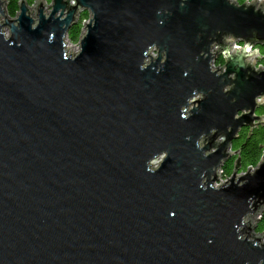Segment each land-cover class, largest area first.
I'll return each mask as SVG.
<instances>
[{
	"label": "water",
	"instance_id": "water-1",
	"mask_svg": "<svg viewBox=\"0 0 264 264\" xmlns=\"http://www.w3.org/2000/svg\"><path fill=\"white\" fill-rule=\"evenodd\" d=\"M35 5L0 0V264H264V158L216 184L264 125V2Z\"/></svg>",
	"mask_w": 264,
	"mask_h": 264
},
{
	"label": "trees",
	"instance_id": "trees-1",
	"mask_svg": "<svg viewBox=\"0 0 264 264\" xmlns=\"http://www.w3.org/2000/svg\"><path fill=\"white\" fill-rule=\"evenodd\" d=\"M22 0H5L6 12L12 19L16 18L20 11V3ZM29 6L36 3V0H25ZM51 3L52 0H45ZM238 5L251 2L253 0H235ZM90 19V14L85 11L80 14L79 22L69 31L67 37L70 42L77 44L81 38L83 32V22ZM264 55V47L257 48ZM264 65V60L261 61ZM225 61L223 58H219L216 61V66H223ZM258 115L264 116V106L258 112ZM232 149L237 152L232 158L226 161L221 169L223 177L225 179L230 178L236 170L237 162L240 159L241 173L254 169L258 166L260 160L264 155V125L256 127L253 131L245 128L243 129L238 138L233 142ZM257 234L264 235V212L257 220Z\"/></svg>",
	"mask_w": 264,
	"mask_h": 264
},
{
	"label": "rangeland",
	"instance_id": "rangeland-1",
	"mask_svg": "<svg viewBox=\"0 0 264 264\" xmlns=\"http://www.w3.org/2000/svg\"><path fill=\"white\" fill-rule=\"evenodd\" d=\"M41 1H43V5H44V8H45V12L46 13H49L50 12V8H49V6L51 5V3H48L47 1H45V0H41ZM262 2H264V1H262ZM36 4V3H35ZM32 5V6H30V14H31V16L33 17V18H35V14H36V5ZM79 19H80V15L78 16V21L77 22H79ZM88 23V21L87 22H83V28H84V26L86 25ZM5 33H6V35L7 36H9V29L8 28H6L5 29V31H4ZM69 40V39H68ZM69 44V48H70V51L72 52V53H74V52H77V49L76 48H78V46H76V45H74V44H72V42L70 43H68ZM257 53H258V57H255V58H253L251 61H252V63H253V65H255V66H259V65H261V59H262V57H264V55L258 50L257 51ZM254 57V56H253ZM258 58V59H257ZM263 103H262V105L264 106V99H262L261 100ZM160 161H157L156 163H159ZM154 166H157L156 164L154 165ZM225 181V178L223 177V174H222V172L221 171H219V173H218V180H217V185L218 184H221L222 182H224Z\"/></svg>",
	"mask_w": 264,
	"mask_h": 264
},
{
	"label": "built area",
	"instance_id": "built-area-1",
	"mask_svg": "<svg viewBox=\"0 0 264 264\" xmlns=\"http://www.w3.org/2000/svg\"><path fill=\"white\" fill-rule=\"evenodd\" d=\"M232 1H235V0H232ZM262 1H264V0H261V2ZM236 2V1H235ZM89 22V20H86V21H84V22ZM85 33V26H84V28H83V32H82V35ZM82 35H81V37H82ZM81 39V38H80ZM70 41L68 40V37L66 38V46H67V48H68V50L70 51V48H69V43ZM79 42H80V40H79ZM79 42L77 43V44H74V45H76V46H78V48H76L77 49V52H74V54H77L79 51H80V44H79ZM71 43V42H70ZM73 44V43H72ZM234 50L235 49H238V48H241V46L240 45H237V44H235L234 45ZM257 51H258V49L256 48L253 52H256V54L254 55V57H252L251 59H250V62H252L251 60L253 59V58H255V57H258V53H257ZM258 59V58H257ZM224 66V65H223ZM223 66H216V62L213 64V67H214V69H222L223 68ZM260 67H264V65H259V66H256V68L258 69V68H260ZM228 179H225V181L224 182H226ZM224 182H222V183H224Z\"/></svg>",
	"mask_w": 264,
	"mask_h": 264
},
{
	"label": "bare ground",
	"instance_id": "bare-ground-1",
	"mask_svg": "<svg viewBox=\"0 0 264 264\" xmlns=\"http://www.w3.org/2000/svg\"><path fill=\"white\" fill-rule=\"evenodd\" d=\"M251 64H253L252 62H250ZM264 158V155H263V157H262V159ZM262 159L260 160V162L262 161ZM259 162V163H260ZM157 164V163H156ZM259 165V164H258ZM257 168V167H256ZM256 168H254V169H256ZM254 169H252V170H254Z\"/></svg>",
	"mask_w": 264,
	"mask_h": 264
},
{
	"label": "snow or ice",
	"instance_id": "snow-or-ice-1",
	"mask_svg": "<svg viewBox=\"0 0 264 264\" xmlns=\"http://www.w3.org/2000/svg\"><path fill=\"white\" fill-rule=\"evenodd\" d=\"M173 215H175V213H173Z\"/></svg>",
	"mask_w": 264,
	"mask_h": 264
}]
</instances>
